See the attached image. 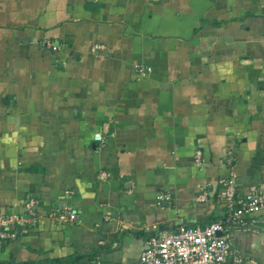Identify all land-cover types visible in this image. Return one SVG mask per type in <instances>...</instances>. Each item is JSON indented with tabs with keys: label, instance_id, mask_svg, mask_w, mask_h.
Here are the masks:
<instances>
[{
	"label": "crops",
	"instance_id": "obj_1",
	"mask_svg": "<svg viewBox=\"0 0 264 264\" xmlns=\"http://www.w3.org/2000/svg\"><path fill=\"white\" fill-rule=\"evenodd\" d=\"M232 174L264 186V0H0V215L36 199L0 264H134L154 225L222 218ZM262 231L231 230L241 264Z\"/></svg>",
	"mask_w": 264,
	"mask_h": 264
},
{
	"label": "built area",
	"instance_id": "obj_2",
	"mask_svg": "<svg viewBox=\"0 0 264 264\" xmlns=\"http://www.w3.org/2000/svg\"><path fill=\"white\" fill-rule=\"evenodd\" d=\"M46 46L57 49L59 45L47 41ZM105 49V45L97 43L93 51ZM144 73V67L137 65ZM150 69V67H149ZM97 140L105 141L101 133L95 135ZM203 152L198 149L196 162L202 163ZM225 186L220 191V198L226 207V214L205 227L200 225L179 224L171 230L162 229L154 225L147 239L145 249L134 264H241V254L234 250L231 230L235 227L247 231H262L257 223L260 220L255 215L264 209V186L250 185L249 189L239 195L236 188V176L232 174L223 180ZM161 198L169 195L161 194ZM207 194L200 195L198 199L205 200ZM36 215V199L30 198L25 204L24 213H10L0 215V243L17 239L19 233L17 226L33 222ZM253 216L251 222L247 217ZM57 219L62 223L75 222L79 214L67 207L58 214ZM263 239H264V231ZM64 264H104L98 257L83 259Z\"/></svg>",
	"mask_w": 264,
	"mask_h": 264
},
{
	"label": "trees",
	"instance_id": "obj_3",
	"mask_svg": "<svg viewBox=\"0 0 264 264\" xmlns=\"http://www.w3.org/2000/svg\"><path fill=\"white\" fill-rule=\"evenodd\" d=\"M80 260H83L82 256H78L75 260L71 259L70 261H67V263L74 262V261H80ZM90 260H92V259H90Z\"/></svg>",
	"mask_w": 264,
	"mask_h": 264
}]
</instances>
